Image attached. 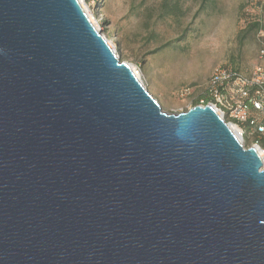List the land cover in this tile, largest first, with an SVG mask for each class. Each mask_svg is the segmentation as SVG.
<instances>
[{"label": "water", "instance_id": "water-1", "mask_svg": "<svg viewBox=\"0 0 264 264\" xmlns=\"http://www.w3.org/2000/svg\"><path fill=\"white\" fill-rule=\"evenodd\" d=\"M0 264H264L262 160L164 112L78 0H0Z\"/></svg>", "mask_w": 264, "mask_h": 264}, {"label": "rangeland", "instance_id": "rangeland-1", "mask_svg": "<svg viewBox=\"0 0 264 264\" xmlns=\"http://www.w3.org/2000/svg\"><path fill=\"white\" fill-rule=\"evenodd\" d=\"M82 3L119 60L170 114L192 108V97L182 92L202 88L214 67L226 64L245 69L254 64L260 33L264 34V7L256 0H215L197 16L198 2L185 0L189 10L179 21L157 20L156 12L146 20L138 2L132 0ZM253 23L261 28L241 38L240 32Z\"/></svg>", "mask_w": 264, "mask_h": 264}, {"label": "built area", "instance_id": "built-area-1", "mask_svg": "<svg viewBox=\"0 0 264 264\" xmlns=\"http://www.w3.org/2000/svg\"><path fill=\"white\" fill-rule=\"evenodd\" d=\"M260 3L264 7V0ZM260 38L254 64L241 71L231 65H218L211 70L202 88H197L192 93L190 89H186L182 93L192 97V103L197 101L196 106L212 108L236 133L244 148H253L262 155L263 159L260 158L264 167V34L262 32ZM113 52L116 53L114 49Z\"/></svg>", "mask_w": 264, "mask_h": 264}, {"label": "trees", "instance_id": "trees-1", "mask_svg": "<svg viewBox=\"0 0 264 264\" xmlns=\"http://www.w3.org/2000/svg\"><path fill=\"white\" fill-rule=\"evenodd\" d=\"M150 1L152 0H132L133 4L135 2H138V8L142 9L141 11H143V13L145 14L146 20H150L156 12L157 20L171 19L179 21L186 16L189 10V8L185 6V0H154V4L152 3V6L149 7L148 3ZM256 1L258 5L261 2V0ZM195 2H198V8L194 14V16H197L199 13L204 12L207 9V6L213 3V0H195ZM260 28L261 27L258 23L250 24L245 30L240 32L241 38L245 37V35L249 32L256 33ZM234 67H236L240 71L243 70L237 66ZM196 105L197 101H194L193 106Z\"/></svg>", "mask_w": 264, "mask_h": 264}, {"label": "bare ground", "instance_id": "bare-ground-1", "mask_svg": "<svg viewBox=\"0 0 264 264\" xmlns=\"http://www.w3.org/2000/svg\"><path fill=\"white\" fill-rule=\"evenodd\" d=\"M78 2H79V4H80V6L82 7V9L84 10V12L86 13V15H87L88 19L90 20V22H91V21L93 22L94 20H93V18L91 17V14H90L89 10L87 9V7L85 6V4L82 3V0H78ZM92 22H91V23H92ZM92 24H93V23H92ZM233 133L236 134L234 131H233ZM258 154H259L260 157L263 159L262 155H261L260 153H258Z\"/></svg>", "mask_w": 264, "mask_h": 264}, {"label": "crops", "instance_id": "crops-1", "mask_svg": "<svg viewBox=\"0 0 264 264\" xmlns=\"http://www.w3.org/2000/svg\"><path fill=\"white\" fill-rule=\"evenodd\" d=\"M215 0H213V2H214ZM210 10V13H211V11H212V13H217V11L216 10H213V9H209Z\"/></svg>", "mask_w": 264, "mask_h": 264}]
</instances>
